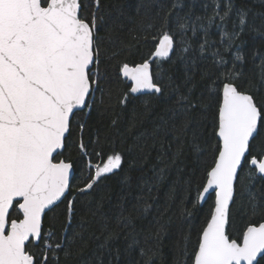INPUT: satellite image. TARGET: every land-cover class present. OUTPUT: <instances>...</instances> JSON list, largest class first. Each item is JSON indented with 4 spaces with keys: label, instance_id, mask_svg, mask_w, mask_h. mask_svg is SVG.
I'll use <instances>...</instances> for the list:
<instances>
[{
    "label": "snow or ice",
    "instance_id": "snow-or-ice-1",
    "mask_svg": "<svg viewBox=\"0 0 264 264\" xmlns=\"http://www.w3.org/2000/svg\"><path fill=\"white\" fill-rule=\"evenodd\" d=\"M213 4L208 24H215L220 30V47H212L207 39L199 45L201 56L212 47L210 55L217 66L215 77L208 76L205 93L209 99L207 103L199 98L193 100V89L187 87L186 93L179 95L175 110V114L193 109L211 112V136L216 140L211 161L204 162V180L196 186L193 208L213 192L214 204L188 259L191 264H264V222H250L236 238H230L226 230L230 204L238 194H246L254 209L264 202V192L253 183L256 173L245 172L246 166H254L264 179V92L251 81L245 87L244 41L236 43L246 32L264 38V13H252L236 0H213ZM170 13L169 9L157 29L158 44L152 57L170 59L175 31L188 27L178 19L177 29L170 33ZM257 16L259 27L255 24ZM104 23L101 0H0V264H49L50 259L59 264L57 250H62L67 258L76 237L81 236L72 231L75 196L67 200L63 210L66 218L58 242L49 243L55 232L42 234V225L46 210L53 211L71 191L77 163L73 150L88 155L91 148L92 155L101 156L95 151L99 139L92 141L88 129L91 111L96 107V93L103 95L102 84L109 81L99 35ZM146 27L151 30L154 25L149 23ZM200 27L207 35V28L203 24ZM189 47L186 45L181 51L187 53ZM228 53L231 59L226 57ZM116 55L113 53L112 58ZM253 59L261 61L259 82L264 86V56L257 50ZM190 63L194 66L196 61L192 59ZM151 65V59H143L132 66L123 63L119 68V73L132 81V94L146 90L163 96L165 87L171 86V82L164 84L166 76L162 71L153 73ZM191 80L187 76L184 84L187 86ZM128 99V94H124L119 103L123 105ZM85 135H89L87 143ZM202 137L203 131L197 125L192 144L199 156L206 154L199 143ZM123 159L122 153L113 152L107 154L102 166L89 164L91 175L76 193L94 190L107 174L122 168ZM164 171L160 169L153 184L163 178ZM139 200L138 197L137 203ZM148 207L143 211L147 212ZM133 210H137L136 205ZM13 212L22 218H12ZM185 213L192 216L188 210ZM131 222L130 216L121 213L117 226ZM117 237L118 234L109 233L99 247L105 248L109 240ZM183 240L184 254L188 256L190 232ZM33 241L44 242L42 253L31 250ZM131 247L129 244L128 248ZM140 253L146 257L145 264H152L157 255L154 251L149 256L143 248ZM116 258L119 259V249Z\"/></svg>",
    "mask_w": 264,
    "mask_h": 264
},
{
    "label": "trees",
    "instance_id": "trees-1",
    "mask_svg": "<svg viewBox=\"0 0 264 264\" xmlns=\"http://www.w3.org/2000/svg\"><path fill=\"white\" fill-rule=\"evenodd\" d=\"M101 2L105 23L99 29V35L102 37L101 47L109 81L102 84L103 95L96 93V107L91 111L88 129L92 141L99 139L95 151L101 156L92 155L91 148L88 155L73 150L72 156L77 163L71 191L53 211L46 212L42 234L51 230L55 232V236L49 243L60 240L66 218L63 210L67 200L75 196L76 215L72 222V231L80 233L83 238L76 237L71 245V255L67 258L62 250H57L59 264H145L146 257L141 256V248L149 256L154 251L157 253L152 264H191L188 257L191 256L199 230L206 219L210 218L209 213L214 204V195L211 194L202 205L193 208L196 186L204 180V162L211 161L216 140L211 136V112L193 109L190 112L175 114V110L178 107L176 101L179 95L186 93L187 87L193 89V100L199 98L207 103L209 99L205 93L209 84L208 76L214 78L217 72V66L210 53L212 47H220V30L215 24H208V17L212 16L215 5L213 0ZM236 2L250 8L252 13H264V3L260 0ZM173 4L176 7H173ZM169 9L170 33L177 29L178 19L188 27L175 31L174 51L170 53V59L152 57L151 54L158 44L157 29ZM198 17L201 19L197 20ZM149 23L154 25L151 30L146 27ZM200 24L207 28V35ZM255 24L260 26L259 16ZM228 29L231 30V21ZM205 39L212 47L207 48L201 56L199 45ZM241 40L244 41L242 50L245 53L244 85L247 87L251 81L264 92V86L259 82L261 61L253 59L257 50L264 56V38L255 32H246L236 43ZM186 45L190 47L189 51L184 53L181 50ZM232 51H235V48ZM113 53L118 55L112 58ZM226 57L231 59V53L226 54ZM143 59L152 60L151 68L154 74L160 71L165 74V85L171 82L170 87H165L163 96L151 93L131 94L130 84L122 73H119L123 63L135 65ZM192 59L196 61L194 66L190 63ZM187 76H191L192 80L186 86L184 81ZM202 93L205 95L202 96ZM124 94H128L129 99L122 105L119 101L124 98ZM261 99H264V95ZM144 101L149 104L145 105ZM189 121L191 123H188ZM197 125L203 131L199 143L206 153L204 156H199L192 144V134ZM84 139L87 143L89 135H85ZM113 152L123 154L122 168L107 174L91 192L76 193V189L83 187L91 175L88 165L102 166L107 154ZM160 169H165L163 178L153 184ZM248 171L256 173L253 183L256 189L264 192V179L260 178L254 166H246L245 172ZM243 175L244 173H241V176ZM261 203L262 206L254 209L246 194H238L235 197V202L230 206L229 224L226 229L230 238L240 235L250 222L264 221V202ZM133 205H136V211L133 210ZM145 206H149L147 212L143 211ZM185 210L190 211L192 216L189 217ZM121 213L132 218L130 225L117 226ZM18 216L21 217L19 213L13 212L12 218ZM189 232L191 241L187 244L188 256H185L183 237ZM109 233L118 234V237L109 240L105 248H100ZM133 240L139 243L134 244ZM129 244H132L130 249ZM117 249L119 259L116 258ZM31 250L42 253L44 242H33ZM49 264L54 262L50 259Z\"/></svg>",
    "mask_w": 264,
    "mask_h": 264
},
{
    "label": "water",
    "instance_id": "water-1",
    "mask_svg": "<svg viewBox=\"0 0 264 264\" xmlns=\"http://www.w3.org/2000/svg\"><path fill=\"white\" fill-rule=\"evenodd\" d=\"M130 66H132V65H130ZM152 69V68H151ZM123 76V75H122ZM124 77V76H123ZM124 79H126L127 80V82L130 84V89H131V87H132V81L131 80H129V79H127V78H125L124 77ZM130 89H129V91H130ZM131 93V92H130ZM144 93H150V92H148V91H144V92H142V94H144ZM132 94V93H131ZM137 94H139V93H136V94H133V95H137ZM255 168V167H254ZM256 170V169H255ZM73 174H74V172H73ZM73 174H72V176H73ZM258 175H261V174H259V173H257ZM71 183H72V180H71ZM213 195H214V192L212 193ZM67 195V194H66ZM209 196V195H208ZM208 196L206 197V199L208 198ZM63 199V198H62ZM214 199H215V195H214ZM205 202V201H204ZM204 202H202L200 205H202ZM59 203V202H58ZM232 204V203H231ZM231 204H230V206H231ZM46 212H47V210H46ZM21 218H22V215H21ZM44 218V217H43ZM262 222H264V221H262ZM227 229V228H226ZM33 242H35V241H33ZM35 243H37V242H35ZM261 256H259L258 255V257H257V260L260 258ZM242 264H246V262H242ZM254 264H256V262H254Z\"/></svg>",
    "mask_w": 264,
    "mask_h": 264
},
{
    "label": "flooded vegetation",
    "instance_id": "flooded-vegetation-1",
    "mask_svg": "<svg viewBox=\"0 0 264 264\" xmlns=\"http://www.w3.org/2000/svg\"><path fill=\"white\" fill-rule=\"evenodd\" d=\"M21 215V214H20ZM21 218V217H20Z\"/></svg>",
    "mask_w": 264,
    "mask_h": 264
}]
</instances>
